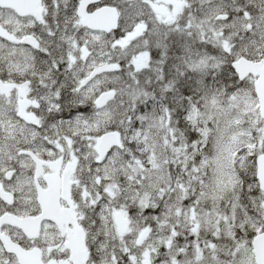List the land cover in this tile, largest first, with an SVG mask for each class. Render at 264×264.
Instances as JSON below:
<instances>
[{"label": "snow or ice", "instance_id": "1", "mask_svg": "<svg viewBox=\"0 0 264 264\" xmlns=\"http://www.w3.org/2000/svg\"><path fill=\"white\" fill-rule=\"evenodd\" d=\"M0 264H264V0H0Z\"/></svg>", "mask_w": 264, "mask_h": 264}]
</instances>
